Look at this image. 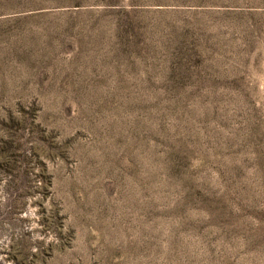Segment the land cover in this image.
<instances>
[{"label":"rangeland","instance_id":"1","mask_svg":"<svg viewBox=\"0 0 264 264\" xmlns=\"http://www.w3.org/2000/svg\"><path fill=\"white\" fill-rule=\"evenodd\" d=\"M0 264H264V0H0Z\"/></svg>","mask_w":264,"mask_h":264}]
</instances>
